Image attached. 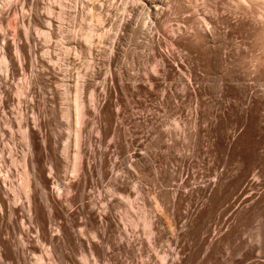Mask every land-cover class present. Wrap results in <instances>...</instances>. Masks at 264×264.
Wrapping results in <instances>:
<instances>
[{"label":"bare ground","instance_id":"bare-ground-1","mask_svg":"<svg viewBox=\"0 0 264 264\" xmlns=\"http://www.w3.org/2000/svg\"><path fill=\"white\" fill-rule=\"evenodd\" d=\"M22 1L30 8V13L22 18V24H35L44 18L48 40L42 47L44 56H38L36 45H30L31 39L26 31L5 28V17L13 10V6L5 11L0 9V127L6 124L12 129L17 122L24 128L26 146L22 159L24 171L20 190L11 181L13 169L6 166L5 153L8 152L10 158L13 157L14 141H11L13 147L6 148L3 136L7 133L0 128V264H4V261L8 264H28L29 255L36 256V260L41 263L48 260L51 264H88L86 255H90L95 264H151L153 256L152 253L148 254L149 247L162 241L169 243L168 249L163 251L166 264H202L205 261L208 263L216 251L221 252L231 238H238L235 236L243 232L242 227L249 223H254L252 228L255 230V246L247 248V244L244 247V240L240 242V238L236 239L241 245L238 243L240 247H233L234 251H237L235 248L238 249L240 258L226 261V264L248 261V258L256 256V252L264 255V153L258 152L264 140L260 136L255 137L254 142H250L247 155L242 154L243 146L240 145L241 137L252 119H261L256 115V111H259L257 109L261 107L260 111L264 113V104L254 100L256 94L264 99V84L251 83L264 79V15L260 19H254V10L238 7L235 12L239 16L234 21L227 15H216L205 19V27L196 23L192 16L187 17L181 20L185 27L177 25L172 30L173 34L167 38L168 42H165L160 37L164 31L162 25L167 22L170 12L183 10L182 0H137V34L146 51V59L154 66L151 71L145 70L142 78L138 79L137 74L128 77L125 73L131 82L127 84L120 67L115 70L120 62L117 57L119 41L123 33L134 31L130 16L124 14L126 7H122V14H114L116 3H122V0H97L94 6L93 3L89 5L88 2H83L82 9L89 6L95 8L99 20L105 14V22L116 23L113 34L103 31L96 39V44L92 40L91 31L83 34V42L76 36L63 37L70 49L77 48L78 54L85 55L87 63L82 71L75 70L76 59L70 53L56 56L53 53L50 39L55 36V24L60 25L53 16L52 10L55 8L48 6L46 14L41 15L36 11L38 4L35 0ZM210 1L214 3L215 10L219 1ZM246 1L264 5V0ZM64 6L67 7L66 4ZM131 7L130 12H133L135 8ZM72 8L73 11H63V14H75L77 7ZM219 25L224 26L222 37L218 36V29L221 28ZM10 32L9 39L7 35ZM231 34H241L251 39L252 43L245 49L236 46L232 51L225 50V39ZM106 38L111 41L103 61L106 66L104 74L96 62V56L102 50ZM256 47L262 52V56L252 61V67L249 64L251 69H246L243 63L248 49L250 51ZM174 49H180L177 57H174ZM94 52H97L95 56ZM55 58L56 63H52ZM204 65L206 68L203 70ZM23 70L30 71L28 85L26 83L27 87L23 92L19 89L15 97L11 94V77ZM183 70L186 78L183 77ZM209 75L215 77L213 81L216 85V97L212 98V102L215 109L220 107V113L218 121L211 124L209 122L210 125L203 131L208 132V138L201 140L202 132L196 119L204 114L203 106L208 105H204L206 102L200 96H205L210 86L207 88L200 81ZM58 77H62L61 81L68 91H73L71 83L75 79L78 82L76 90L81 94L89 91L91 96V107H86L84 99L78 100L75 93L72 97L74 107L67 112V120L78 124L77 151L72 158L73 163L68 161L66 150H63V156L57 154L60 134L56 133L53 125H60L61 122L57 120L56 107H44L46 101L53 105L56 103L58 92L51 83L57 81ZM97 79L100 82H96ZM45 83L49 88L45 94L49 98L39 97L41 94L38 96L37 88L42 84L46 85ZM178 85L180 88L176 89ZM22 94H26L28 100ZM118 95H124L127 99L134 96L158 98V101L155 99L161 108L158 111L163 115L152 112L151 117L148 114L149 118L144 116L147 130H142L137 144L132 139L130 128L125 125H137L140 123L139 119H142L133 117L132 121L125 122L126 107ZM190 96L193 98L191 104L195 119L193 134L186 132L183 119L181 123L177 121L180 120L177 116L182 112V106ZM113 102L117 106L115 110L111 107ZM14 105L17 107H9ZM11 111L16 113L15 119L11 118ZM29 113L32 116L29 117ZM161 115L163 118L174 117V127L171 126L173 129L165 128ZM89 116H93L92 123L87 118ZM223 120H226V124L228 122L227 125L232 123L231 134L223 132V135L220 131L222 129L218 126H221L219 123ZM89 124L93 125L92 132L96 134L94 138L86 134ZM107 138L110 145L106 142ZM133 145L137 148L126 156L132 171L122 169L120 174H115V169L121 165L120 159ZM184 146H189L193 155L207 157L205 160L208 159V170L212 169L210 179L197 180V170L189 171L195 159L192 158L193 163L187 159L189 152H182L186 156L176 154ZM107 148L114 149L112 158H109ZM196 160L199 164V159ZM157 162L160 164H156ZM171 164L177 168H173ZM149 168L158 187L153 193L152 211L144 210L149 235L147 242L139 237L138 223H127L121 213L116 214L122 206L116 196L125 197L129 201L131 194L143 195L140 186L139 189L134 186V192H129L125 180L133 174H137V179H140ZM69 170L73 172L72 176H68ZM97 180L108 182V194L95 190L96 196L93 195L90 190L94 189ZM189 180L194 182L189 183ZM170 182L176 183L169 184ZM167 186L171 188L165 189ZM60 188L66 189L69 196L63 199L62 193L58 192ZM23 198L25 202H22ZM99 204L102 206L99 207ZM169 247H173V252ZM172 253L175 258L168 259L167 256ZM80 254L84 256L85 263L76 259ZM230 255L233 256L232 253ZM197 257L200 258L196 260ZM226 260H229L228 257Z\"/></svg>","mask_w":264,"mask_h":264},{"label":"rangeland","instance_id":"rangeland-1","mask_svg":"<svg viewBox=\"0 0 264 264\" xmlns=\"http://www.w3.org/2000/svg\"><path fill=\"white\" fill-rule=\"evenodd\" d=\"M35 1L38 4L36 11L41 15L46 14L47 9L49 8L48 6H52L55 8L52 10L53 16L55 17V20L60 22V25L55 24V26H56L55 36L50 39V41H52V43H53V48H54L53 53L55 56L57 54H61V53H63V54L70 53V55L76 59L75 70H77V71H80V70L82 71L86 67L87 62H86L85 55L81 54V53L78 54L77 48H76V50L73 48L70 49L71 47L67 45V40L63 37L64 36L68 37V35L69 36H76L80 42H83L82 41L83 40V38H82L83 34L90 33V31H91L92 40L95 41L94 44H96V39L98 38V36H100V34H102L103 31L109 32L110 34H113L115 32L116 23L111 24V23L105 22L103 20L105 17V14H103V17H101L102 19L99 20L97 15H96L98 11L95 8H92L89 6L87 9H82L83 2H88L89 5H91L93 3V6H94V4H97V0H35ZM109 1H112V0H109ZM218 1L217 2L219 4L217 5V8H215V10H214V3L210 0H182L181 5L183 7V10L178 11V12H174V11L170 12V14H169L170 16H168L166 19L167 22L163 23L162 30H164V31L161 32V34H160L161 40L168 42L167 38L173 34L172 30L176 29L177 25L185 27L184 24L181 23V20L184 18H187V17H191V16L195 20L196 23H198L200 26L205 27V26H207L205 24V19L207 17H216V15H224V16L227 15V16L232 18V21H234V18L239 16V14H237L235 11L237 9H239L240 7L254 10L256 12V15H254V17H253L254 19H260V17H262L264 15V5L261 3H258V2H250V1H246V0H218ZM120 3L121 2H119V1L116 3L117 7L114 9V14H116V15L122 14V7H126L127 11L124 12V14L130 16L131 26L134 28V31L123 33V35L119 41V52H118L117 57L119 58L120 62L118 64L119 65L118 68L115 67V70H119V67H120V71L123 74L124 82L127 84H130L131 82H130V80H128L129 76H133V75L137 74L138 75L137 79L142 78V76H143L142 73L146 72L145 70H147V69L149 71H151L154 64L153 65L150 64L149 60L146 59V57H145L146 51L141 46L140 38H139V35L137 34V0L136 1L135 0H122V3L121 4ZM135 3H136V5H135ZM64 4H66L67 7H65ZM11 6H13V10L5 17L7 19V23H5V28L10 29V30L20 28V29L26 31L28 33L30 39H31L30 45L32 46L35 44L36 49L38 50L37 51L38 56L43 57L44 56V49L42 47L45 45V42L48 40V37L46 35V31H45V27H46L45 19L41 18V19H39L38 23H35V24L31 23V25H23L21 22L22 18H25L24 16L30 13V10H29L30 8L28 7V5L24 4L22 0H0V9L2 11H5V9H7ZM75 6L77 7L75 14H69V15L63 14V11H73L72 7H75ZM131 6H134V8H135L133 12H130V10L132 8ZM89 8H91L90 11L88 10ZM219 26H221V28L218 29V36L221 35V37H222L221 31H223L224 26L223 25H219ZM0 33H1V30H0ZM7 37L9 39L11 38V32L9 33V35H7ZM221 37H219V38H221ZM110 41L111 40L109 38H106V40L102 44V50H100L98 56H96V58L98 59V60H96V62L99 63V67H100L101 71H103L102 73H104V74H105L104 70H105L106 66L103 65V61L106 59V56L108 54L107 49H108V43ZM225 42H226L225 46L227 48L225 50L232 51L235 49L236 46L240 47L241 49H245L248 44L252 43V40L249 39L248 37L243 36V35L241 36V34H238V35L237 34H234V35L231 34L227 39H225ZM161 49H164V47H161ZM179 51H180V49H174L173 50L174 57L178 56ZM66 52H68V53H66ZM248 52H247V57H246L247 59L245 58L244 59L245 61L243 63V67H246V69L252 67L253 62L257 57L262 56V52L257 47L250 49V51L248 49ZM95 54H97V52H94V56H95ZM143 54H144V56L142 57ZM56 61L57 60L55 58V59H53L52 63H56ZM185 64L186 63H184V65ZM249 64L251 65L250 67H249ZM142 66H143V68H142ZM145 66L146 67L148 66V67L146 68ZM0 67H1V63H0ZM132 68H135V69L133 70ZM202 68L204 70L206 68L205 65ZM140 71H142V72L138 74V72H140ZM125 73L128 75V77ZM182 73H183V77L186 78V74H185L184 70L182 71ZM29 75H30V71L23 70L22 72L20 71L17 75H14L13 77H11V85H12L11 94L13 96L16 97V92L19 89L21 91L22 90L25 91L24 88H25V86L27 87V85H28L27 82L29 80ZM139 75H141V76L139 77ZM214 78H215L214 76L209 75L200 81L202 84L207 85V88L210 86L209 90L207 89L208 93H206L205 96H203V95L200 96L201 99L204 100V102H206L204 105H206V104H208V105L203 106V108H205V109L202 108V110L204 111L203 112L204 114H202L201 117L196 119L197 120L196 123L198 124V126H200L199 130H201V132H202V133H200V135H201L200 139L201 140H206L208 138V132L203 133V131H205L206 130L205 128L207 126H209L212 122L214 123L215 120L218 121L217 117L219 116V113H220V111H218V109L220 107H218V108L216 107V109H215V106L213 105V102H212V98L216 97V95H215L216 85H215V82L213 81ZM44 79H46V76L44 77ZM61 80H62V77H58L57 81H53L51 83L53 88H55L58 92L56 103L53 105L50 102L46 101V103H45L46 106H44V107H48V108L53 107V106L56 107L57 120H59V122H61L60 125H56V126L53 125V127H55L56 133L60 134V138L58 140L59 150L57 151V154L59 156H63L62 155V153L64 152L63 150H66L68 152V155H69L68 161L73 163L74 159H72V158H73L75 152L77 151L76 136H77L78 124H76L73 121L67 120V117H66L67 112L69 111L70 108L74 107V103L72 102V97H74L75 93H76L78 100H80L82 98L84 99L86 107H91V102H90L91 96H90L89 91L84 93V94H81L78 89L76 90V85L78 84V82L75 79H73V81L71 83V85L73 86L72 92L68 91L67 87H65L64 83ZM96 82H100V80L97 79ZM26 83H27V85H26ZM251 83H252V85L264 84V79L259 80L257 83H254V84H253V82H251ZM45 84L46 85L42 84L44 86L41 85L39 87V89L37 88V92L38 91L40 92V93L38 92V96L41 94L39 96V97L42 96L41 98H43V96L48 97L45 94V92H48L49 88H48V84L47 83H45ZM179 88H180V85H178L176 87V89H179ZM75 91H77V92H75ZM258 95L259 94H256L254 96V100L256 102H259V103L262 102L261 104H264V99L262 97L260 98V95L258 97ZM118 96H120V95H118ZM22 97L27 99V100L29 98L26 94H22ZM120 97L123 99V104L126 107L125 113H124L125 122L132 121L133 117H137V118L142 119V120L139 119L140 123L137 125L134 123H130L129 125H125L126 128H130L131 134H132V139L135 141V144H137L139 136L142 135V134L140 135L142 130L143 129H144V131H145V129L147 130V124H146V122L143 121V119L146 118L144 116L148 117V115H150L149 117H151L153 115L152 112H154V114H162V112L158 111V110H161L160 105H158V103H157L158 98L157 97H153V98L150 97L151 98L150 99L149 97L144 98L141 96H134L133 98L127 99V97L124 95H121ZM153 99L154 100L156 99L157 101L156 100L154 101ZM192 99L193 98L191 96H190V99H186L185 105L182 106V107H184L183 108L184 113L182 110V112L180 114H178V116H177L180 119V120H177L178 123H181V119H183L184 122L182 121V123L184 125L186 123V132H188V133L191 132L190 134H193V132L195 131V129H194L195 119L193 118V112H192L194 107L191 104ZM41 102L43 103L44 101L41 99ZM9 107H17V105L9 106ZM111 107H113V110H115L116 109L115 107H117V106L113 102ZM171 107H173V105ZM206 107H207V109H206ZM208 109L213 110V112L208 111ZM260 109H261V107H260ZM260 109H257L259 111H256V115L258 114L257 117L258 116L261 117V119H260L261 121L257 118H253L248 129L246 130V132L241 137L240 145L243 146V148H242V150H243L242 154L243 155L248 154V151L251 147L252 142H254L255 137L260 136L264 140V119H263L264 113L261 112L262 110L260 111ZM155 110L158 112H155ZM15 114L16 113L14 111H11L10 112L11 118L15 119L16 118ZM30 115L31 114L29 113L28 116L30 117ZM213 115H214V117H213ZM202 117H204V118H202ZM87 118L89 119L90 123H92L94 121L93 116H89ZM173 118L174 117H172V118L164 117L163 118V116H162L161 119L164 121L165 128L169 127L171 129H173L172 127H174L173 124L175 123L174 121H172ZM226 120L221 121V123L223 122L222 124L225 127L222 126L221 123H219V125L222 126V127L218 126L219 128L222 129V130H220V129L219 130L222 132V134H223V132H224V134H226V133L231 134L230 131L232 130L233 125L231 122H230V124L232 126H230V124L227 125L228 122L226 124ZM227 121H229V120H227ZM209 122H210V124H209ZM215 123H217V122H215ZM203 127H204V130L202 129ZM0 128H1V130L6 131V133H7L6 136H3V140H4L3 143H4L6 148L13 147L12 142L14 141V147H13L14 151L12 152L13 157L10 158V154L8 152L5 153V157L7 158L6 166L13 169L11 181L15 182L16 187L21 190V176H22V172L24 171L22 159H23V155L25 154V149H26L25 140L23 138L24 128L21 127L17 122L14 123V126L12 127V129H10L9 126L6 124H2ZM92 128H93V125L89 124L88 127L86 128V134L88 133V135H90L94 138V137H96V134L94 132H92ZM187 129H188V131H187ZM86 134H84V135H86ZM108 138L110 139V137H108ZM108 138L106 139L107 141L106 140L105 141L109 144L110 141ZM127 138H129V136H127ZM250 142H251V144H250ZM8 144H11V146ZM199 146H201V145H199ZM186 147L187 146H184L183 149L187 150V148H189V146L187 148ZM134 148H137V147L135 145L130 146L128 152L125 155H123V158L120 159L121 165L117 169H115V171H114L115 174H117V175L120 174L122 169L132 171V168L129 166V164L126 161V156L131 154L133 152L132 149H134ZM183 149L181 148V151H177L176 154L178 155V153L179 154L181 153L180 155L186 156L187 154H185V153L189 152L188 155L186 156L187 159L191 163H193V161H194L193 159H195V161H194L195 163L192 164V166H190L189 171L194 172V170H197V173H198V175H196L198 177L197 180H199V179H201V180L210 179L212 177L211 176L212 169L208 170V165H207L208 161H206L208 159L205 160V158H207V157L206 156L202 157L200 154H199L200 156L199 155L196 156V155L191 154L192 152L190 153V148L187 151H184ZM107 150L109 151V158H112L114 149L113 148H107ZM182 152H185V153H182ZM258 152H260L262 154L264 153V143L260 146V149L258 150ZM189 154H191V156H189ZM188 157H191V159L193 158L192 161ZM194 157L199 159L201 164L200 163L198 164V160H196V158H194ZM200 157L203 159H201ZM202 161H204V163ZM205 162H206V165H205ZM156 164H160V163L157 162ZM203 164H204V166H203ZM171 165H173V164H171ZM198 165H201V167H199ZM174 167L175 166L173 165V168ZM204 167H206V168H204ZM176 168L177 167H175V169ZM200 168H201V170H200ZM72 173L73 172H71V170H69L67 172L68 176H72L73 175ZM201 173H203L204 175H202ZM99 181H100V183H98ZM99 181L98 180H97V182L95 181V183H97L94 185L96 188L93 186L94 189L90 190L94 196H96L95 190L103 192V193H107V194L109 193L110 188L108 186V182L105 180H99ZM193 182H194L193 180H189V183H193ZM175 183L170 182L169 184H175ZM156 184L157 183H155L152 171L149 168L144 177L137 179V174L136 175L133 174L132 176H130V178L128 177V179L126 177V180H125V186L128 188L129 192L133 193L135 190V187L137 186V189H139L138 186H140V189L142 188L141 191L143 190L141 192V194H143V195L138 196V195L131 194L130 195L131 197L130 196L128 197L129 201H127V199L125 197H121L119 195L116 196L119 204H122L121 208H119V210L116 211V214L121 213L122 217L126 220L127 223H130V224L131 223H135V224L138 223L139 227L137 229H139L138 230L139 237L141 240L147 241V242L149 241V235H148L147 225H146V222L144 220V210H146V212L147 211L150 212V211H152V208L154 207L152 205V198H153L154 191L158 187L157 186L158 184L157 185ZM168 188L170 189L171 187L170 186L165 187V189H168ZM20 192L22 193L21 194V196H22L23 192L22 191H20ZM58 192L62 193L63 199L69 196L66 189H64V188H60L58 190ZM22 197H24V196H22ZM22 202H25L24 198L22 199ZM63 204L66 205V202L64 200H63ZM142 205H145V206L143 207ZM98 206L101 207L102 204H99ZM18 222L20 225L22 224L20 221H18ZM120 222L123 223L122 221H120ZM248 225H249V227H248ZM243 227H242L241 231L243 230L244 233L243 232H241L240 234L238 233L241 236L237 235V236H235V238L236 237H238L236 239L240 238L239 239V241L241 240L240 242H242L244 240V242H242V245H244L246 243L244 245V247L247 244H248V246H246L247 248L249 246L251 247V245L255 246V244H256L254 241L255 237L253 235V234H255L254 233L255 230H254V228H252V227H254V223L253 224L249 223ZM245 227H247V228H245ZM241 237H242V239H241ZM83 239H86V237H83ZM236 239H234V237H233L230 240L231 242L229 241L231 244H229V242L226 243L227 246L230 247V249L236 245L238 247H240L241 244ZM235 240H236V243H234ZM168 244L169 243H167V241H162V242L158 243L156 246L152 247L150 245V247H149L150 253L148 252V254L152 253L151 256H153V261L151 262V264H166L165 258H164V256H165L164 252L168 249V246H169ZM227 246H225V247H227ZM225 247L221 251L223 253H221L220 251H216L213 254L215 256H212V259L210 260L211 262L209 261L207 263L205 261L202 264H216V263L217 264H220V263L226 264V261L231 262V261H235L236 260L235 258H237V260H238V258H240L239 253H237V251H238L237 248H235V250H237V251H234V247H233V249H231L232 251H229L230 249L227 247L226 251H225L224 250ZM169 249L173 252V247H169ZM227 249H228V251H227ZM229 252H231L233 254V256L230 255L231 253H229ZM234 253L237 255H235ZM258 253L260 254L261 252L254 253V255H256L255 256L256 258L253 256L255 258L254 261H253L254 258L251 257L252 260L250 258H248V261L245 259L246 261L243 260L245 262L241 261V263H238V264H254L255 261H256L255 263H257V264H263L264 263L263 262L264 261V255L261 253L263 256V258H261ZM217 255H219V258L217 257ZM220 255H222V256H220ZM223 255H224V257H223ZM228 255H230V256H228ZM225 256L228 257L229 260H226ZM257 256H258V258H257ZM231 257H232V259H231ZM85 258H87L88 264H95L93 261V258L90 255H86ZM143 258L144 257H142V259ZM167 258L168 259H174L175 255L173 253L169 254L167 256ZM199 258L197 257L196 260H198ZM36 259H37L36 256L29 255L28 256V264H51V262L48 260H45L44 262L41 263V262L37 261ZM76 259L78 261H80L81 263H85L84 256L81 254L77 255ZM213 259L215 260L214 263H213V261H214ZM216 259H217V261H216ZM259 259H261L262 262ZM124 261H126V260H124ZM102 263L104 264L105 262H102ZM102 263H100V264H102ZM4 264H8V263L4 261ZM192 264H194V263H192Z\"/></svg>","mask_w":264,"mask_h":264}]
</instances>
